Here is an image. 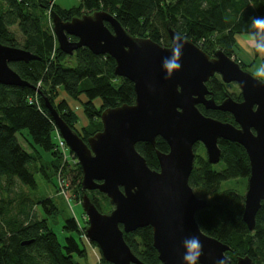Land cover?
I'll use <instances>...</instances> for the list:
<instances>
[{
  "label": "trees",
  "instance_id": "16d2710c",
  "mask_svg": "<svg viewBox=\"0 0 264 264\" xmlns=\"http://www.w3.org/2000/svg\"><path fill=\"white\" fill-rule=\"evenodd\" d=\"M49 9L65 20L103 9L113 13L132 35L150 37L164 46L171 43L167 30L170 21L181 35L208 54L206 47H212L213 52L220 48L232 56L238 45L235 36L257 31L252 27L251 18L264 17V0H81L79 5L67 9L56 3L51 6L50 0H0V41L26 48L39 57L28 63H10L27 85L0 83V186L3 182L12 185L17 179L29 189L28 193L21 191L22 198L15 202V215L26 214L27 217L20 222L9 217L15 201V198L11 199V191L0 192V264H83L82 260L87 259L86 242L93 246L98 264H110L103 259L99 245L85 236L87 217L83 222L74 217L67 218L64 228L70 235L61 243L48 218L31 214L33 204L40 205L47 216L56 213L57 206L50 198L34 199L32 192L38 187L36 174L53 181L64 164L60 176L68 182L66 190L71 188L76 193L75 199L81 202L82 167L78 161L63 163L56 148L58 129L47 103L53 104L75 129H78L80 117L66 100L57 99L56 89L61 88L81 103L88 123L78 132L87 140L102 127L104 109L135 102L134 84L128 78L114 74L116 61L110 55H96L86 47L77 49L72 55L63 52L50 27L44 24ZM15 25L23 34L22 41L10 29ZM253 50L258 55L255 44ZM69 59L74 60L73 63ZM242 64L249 69L253 67V63ZM209 89L217 101L224 98L215 82ZM97 99L101 100L100 108L95 105ZM198 107L207 116L233 122L230 112L206 109L202 104ZM24 129L30 134L28 139L32 145L37 144L53 155L50 164L42 161L39 150L28 152L19 142L17 135ZM198 144L203 145L197 143L196 147ZM219 145L222 149L219 166L209 163L205 152L197 154L189 178L190 185L209 201L208 207L197 213V220L205 233L231 246L226 252L230 259L228 264H236L237 256L245 254L261 261L264 259V202L257 213L255 229L251 231L243 220L244 195L230 188L222 189L229 180L248 178L247 152L237 142L219 139ZM136 147L154 169H159L156 150H169L162 137L156 139L155 145L139 142ZM87 192L101 211L106 212L112 207L104 193ZM73 232H77L78 237ZM124 238L143 264H163L153 244L151 226L124 233ZM24 241L30 243L23 244Z\"/></svg>",
  "mask_w": 264,
  "mask_h": 264
},
{
  "label": "water",
  "instance_id": "95a60500",
  "mask_svg": "<svg viewBox=\"0 0 264 264\" xmlns=\"http://www.w3.org/2000/svg\"><path fill=\"white\" fill-rule=\"evenodd\" d=\"M51 17L63 52L72 55L86 47L96 55H110L116 61L114 74L132 81L136 93L134 103L104 109L102 129L87 140L53 104L47 103L57 129L83 170L81 202L88 221L85 236L99 245L103 259L110 264H143L127 244L124 233L151 226L160 261L184 264L182 241L186 236L198 235L205 253L200 264H215L218 259L228 264L226 252L231 246L205 233L197 220V213L206 209L209 201L198 197L189 183L195 145L204 144L211 164L222 159L219 139L245 148L251 172L243 220L254 230L264 200V84L223 49H217L211 57L187 38L181 69L166 78L163 59L172 55L180 34L170 21L167 30L171 43L164 46L150 37L132 35L113 13L103 9L67 20L51 11ZM38 58L26 48L0 41V83L27 85L10 63H28ZM215 73L221 74L224 82H236L243 99L237 101L226 95L218 102L207 85ZM199 104L230 112L239 126L205 115ZM158 137L168 143L169 150H156L159 169H154L136 145H155ZM92 190L107 195L114 208L101 211L87 192ZM237 264H254V260L248 254L238 255Z\"/></svg>",
  "mask_w": 264,
  "mask_h": 264
},
{
  "label": "rangeland",
  "instance_id": "374dc122",
  "mask_svg": "<svg viewBox=\"0 0 264 264\" xmlns=\"http://www.w3.org/2000/svg\"><path fill=\"white\" fill-rule=\"evenodd\" d=\"M80 2H81V0H56L54 3H56L61 8L67 9V8L72 7V6L79 5ZM44 24L47 25L48 27H50V29L52 30V25L50 24L49 14L47 11L45 13ZM10 29L12 30L14 35L19 39V41L23 40V34L19 30L17 25L12 26ZM249 33H251V32H243V33H241V35L239 34V35L235 36L236 40L238 39V41L241 44L237 43L238 48L236 47L235 51L233 50L234 53L232 54V57L236 61H239L241 63V65H243L242 63L247 64V65H249L250 63H253V67L249 69V71H251L253 73L256 66L259 64H262V61L264 62V55H262L261 53H258V55H257L254 52V50H253L254 42L248 38ZM206 49L209 53H211V54L213 53L212 47H206ZM52 56H54L53 53H52ZM68 61L73 63L74 60L69 59ZM217 77H218V80L217 81L215 80V83L220 88L222 81H224V80L218 75H217ZM208 81H207V85L209 88L210 86L208 84ZM38 84L41 85L40 82H38ZM56 90H57V95H58L57 99H59V100L64 99L70 104V106L72 108H74V109L76 108L75 109L76 113L80 117V123L77 124V127H78V129L81 130L83 125L84 124L86 125L88 123L86 117L84 116L83 108L80 105L81 103L70 98L66 94V92L63 91L61 88H57ZM220 90H221L223 95H224V91H226L227 95H230V96L239 97L241 95L240 87L235 82L231 83L230 86L226 85L225 88L220 89ZM82 99L86 100V97L82 96ZM101 104H102L101 100L97 99L95 102V105L97 106V108H100ZM76 106H78V107H76ZM102 127H103V125H102ZM102 127L100 129H102ZM24 131H25V133H24ZM17 137H18L19 142L22 144V146L28 152H33V151L39 150V154L42 156V159H43L42 161H44V163L50 164L54 160L53 155H51L49 151L42 149L37 144H33V145L31 144L32 141L30 139H28V138H30V134H28L26 132V129L21 131V133L18 134ZM198 143L201 144V142H198ZM198 146H199V144H198ZM35 149H37V150H35ZM195 151H196V157H197V154L204 153V152H205V155L207 156V151H206L204 144L199 146V147H196V145H195ZM196 157H195V160H196ZM215 165L217 167L219 166L217 164H215ZM57 178H58V174L55 175V178L53 179V181H49V180L45 179L44 177H42L41 175L36 174V180L38 183V187L32 192V197H34V199H36V200L45 199V198L52 199V201H54V204L57 206L56 213L47 216L45 211H43V209L41 208L40 205H34L33 204L32 209H31V211H32L31 214H36L40 218H44V217L48 218V222H50L51 228L57 234L59 241L61 243H64L66 237L68 235H70V232H68V230L64 228L65 220L67 218L74 217L79 222H83V220L86 218V216H85V212H84L82 202L75 199L76 193H74L71 188L70 189L68 188V190H66L65 193L60 190L59 186L57 188V184H58ZM247 185H248V178L243 179V180L242 179H235V180H229L228 182L224 183L222 186V189L223 188L224 189L230 188L239 194L245 195L247 188H248ZM1 191H4V192L11 191L10 192L11 199L15 198V201H14V203L11 207L10 213H9V217L14 218V219L17 218L16 220H18L19 222L22 220H25L27 218L26 214H22V217L15 215L16 209L14 207H15V202H17L16 199L22 198L19 195L20 192L21 191H25L26 193L29 192V189L27 188V186L23 185L21 182H19L17 179H15V181L12 185H8L7 182H3L2 186H0V192ZM194 192L196 193V195L198 197L206 198L205 195L196 191L195 189H194ZM10 196H5V197H10ZM113 208H114V206L112 205V207L110 209H108V211H106V212L111 211ZM73 234L76 237H78L77 232H73ZM86 248H87V259H83L82 263L83 264H98V259L94 255L95 250L93 249V246L90 243L86 242ZM95 248L98 250L97 247H95ZM99 253H100V251H99Z\"/></svg>",
  "mask_w": 264,
  "mask_h": 264
},
{
  "label": "clouds",
  "instance_id": "9594fccd",
  "mask_svg": "<svg viewBox=\"0 0 264 264\" xmlns=\"http://www.w3.org/2000/svg\"><path fill=\"white\" fill-rule=\"evenodd\" d=\"M251 24L257 31L249 33L248 38L254 42L256 52L264 55V17H252ZM186 42V37L178 34L172 47V55L163 59V68L167 73L166 78H171L174 71L181 69L180 59ZM252 75L259 83L264 84V63L257 65ZM182 246L184 248V264H200V258L205 253L199 236H186L182 241ZM215 264H226V260L218 259Z\"/></svg>",
  "mask_w": 264,
  "mask_h": 264
},
{
  "label": "built area",
  "instance_id": "2783aa9c",
  "mask_svg": "<svg viewBox=\"0 0 264 264\" xmlns=\"http://www.w3.org/2000/svg\"><path fill=\"white\" fill-rule=\"evenodd\" d=\"M54 2H55V0H50V5L52 6ZM48 11L50 14L51 9H49ZM49 20H50V24L52 25L50 17H49ZM34 101L37 103V98H35ZM76 107H78V106H76ZM56 148H57V150H59L60 155L63 158V163H65L68 160H70V161L73 160V162L78 161L75 154L71 153L67 142L64 140V138L62 137V135L59 132H57V147ZM63 165L60 167V169L58 171V184H59L60 190L65 193L66 187L68 186V182L66 181L65 178H62L60 176V175H62Z\"/></svg>",
  "mask_w": 264,
  "mask_h": 264
},
{
  "label": "flooded vegetation",
  "instance_id": "af4514ba",
  "mask_svg": "<svg viewBox=\"0 0 264 264\" xmlns=\"http://www.w3.org/2000/svg\"><path fill=\"white\" fill-rule=\"evenodd\" d=\"M210 55H211V57L215 56V52H213L212 54L210 53ZM230 57H232V56H230ZM243 68H244V69H249V66H248V67L243 66ZM217 75L220 76V77L222 78L221 74H219V73H215V75L211 76L210 79H209V81H208V84H209L210 87H211L212 84L215 82V80H216V81L218 80ZM231 83H233V82L227 83V82L222 81V84H221L220 88L223 89V88H225L226 85H229V86H230ZM235 83H236V82H235ZM236 84H237V83H236ZM240 92H241V95H240L239 97H237V96H232V97H233L235 100H237V101H241V100L243 99L241 88H240ZM226 95H227V92L224 91V98L226 97ZM208 96H209V95H208ZM224 98H223V99H224ZM223 99H222V100H223ZM222 100H220V101H218V102H221ZM229 122H231V121H229ZM232 123L235 124L236 126H239L238 123L234 121V117H233V122H232ZM250 172H251V168H250ZM249 175H250V173H249ZM249 175H248V179H249ZM247 186H248V185H247ZM244 199H245V195H244ZM263 202H264V200L262 201V203H263ZM245 255H246V254H245ZM248 255H249V254H248ZM242 256H243V255H242ZM249 256H250V255H249ZM251 258H252V257H251ZM252 259H253V258H252ZM253 260H254V264H264V259L261 260V261H257V260H255V259H253ZM236 264H237V262H236Z\"/></svg>",
  "mask_w": 264,
  "mask_h": 264
},
{
  "label": "crops",
  "instance_id": "0c3cea01",
  "mask_svg": "<svg viewBox=\"0 0 264 264\" xmlns=\"http://www.w3.org/2000/svg\"><path fill=\"white\" fill-rule=\"evenodd\" d=\"M239 44H241L239 41H238ZM243 47V46H242ZM244 48V47H243Z\"/></svg>",
  "mask_w": 264,
  "mask_h": 264
}]
</instances>
